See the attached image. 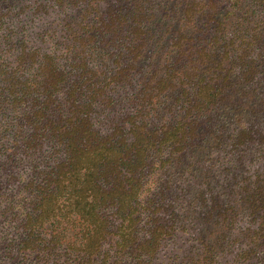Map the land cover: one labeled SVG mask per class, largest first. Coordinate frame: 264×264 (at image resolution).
Returning <instances> with one entry per match:
<instances>
[{
    "label": "trees",
    "instance_id": "trees-1",
    "mask_svg": "<svg viewBox=\"0 0 264 264\" xmlns=\"http://www.w3.org/2000/svg\"><path fill=\"white\" fill-rule=\"evenodd\" d=\"M171 242L264 264V0H0V264Z\"/></svg>",
    "mask_w": 264,
    "mask_h": 264
},
{
    "label": "rangeland",
    "instance_id": "rangeland-1",
    "mask_svg": "<svg viewBox=\"0 0 264 264\" xmlns=\"http://www.w3.org/2000/svg\"><path fill=\"white\" fill-rule=\"evenodd\" d=\"M22 18L23 19L20 26L21 27L23 26L24 29L27 30L26 32L28 35H31V33L35 34L36 31L40 29L39 20L36 19V17L31 18L26 14H24ZM243 225H244L243 222H240L238 224V227L241 228ZM180 245H181L180 242H177V244L171 242L168 243L166 246H164L160 251L161 253L158 258V264H168L170 259L169 255H173L174 253H177L178 252L177 249L180 248Z\"/></svg>",
    "mask_w": 264,
    "mask_h": 264
}]
</instances>
